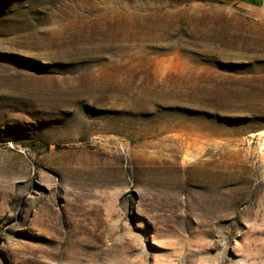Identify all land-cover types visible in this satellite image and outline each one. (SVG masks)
I'll use <instances>...</instances> for the list:
<instances>
[{
    "label": "rangeland",
    "instance_id": "374dc122",
    "mask_svg": "<svg viewBox=\"0 0 264 264\" xmlns=\"http://www.w3.org/2000/svg\"><path fill=\"white\" fill-rule=\"evenodd\" d=\"M0 264H264V0H0Z\"/></svg>",
    "mask_w": 264,
    "mask_h": 264
},
{
    "label": "bare ground",
    "instance_id": "6f19581e",
    "mask_svg": "<svg viewBox=\"0 0 264 264\" xmlns=\"http://www.w3.org/2000/svg\"><path fill=\"white\" fill-rule=\"evenodd\" d=\"M42 223L44 224V227H43L44 229H49L50 225H52V226L57 228V230H54V232L60 234V227L58 226V220H57L56 216L52 217L50 215H47L44 219H42Z\"/></svg>",
    "mask_w": 264,
    "mask_h": 264
},
{
    "label": "crops",
    "instance_id": "0c3cea01",
    "mask_svg": "<svg viewBox=\"0 0 264 264\" xmlns=\"http://www.w3.org/2000/svg\"><path fill=\"white\" fill-rule=\"evenodd\" d=\"M255 7H256V6H255ZM255 7H254V8H255ZM256 8H257V7H256Z\"/></svg>",
    "mask_w": 264,
    "mask_h": 264
}]
</instances>
